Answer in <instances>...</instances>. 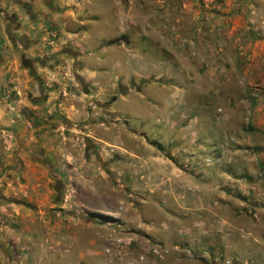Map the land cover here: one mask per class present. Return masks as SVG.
I'll return each mask as SVG.
<instances>
[{"label":"rangeland","instance_id":"rangeland-1","mask_svg":"<svg viewBox=\"0 0 264 264\" xmlns=\"http://www.w3.org/2000/svg\"><path fill=\"white\" fill-rule=\"evenodd\" d=\"M68 5L94 114L0 264H264V0Z\"/></svg>","mask_w":264,"mask_h":264},{"label":"crops","instance_id":"crops-1","mask_svg":"<svg viewBox=\"0 0 264 264\" xmlns=\"http://www.w3.org/2000/svg\"><path fill=\"white\" fill-rule=\"evenodd\" d=\"M70 1L0 0V197L7 202L0 213L6 216L29 202L49 203L55 168L71 156L66 143L78 144L81 110L94 114L87 101L93 97H84L91 91L81 81L84 68L75 67L81 51L72 42L79 32L66 28ZM117 41L112 36L99 45ZM68 90L74 101L66 100Z\"/></svg>","mask_w":264,"mask_h":264},{"label":"built area","instance_id":"built-area-1","mask_svg":"<svg viewBox=\"0 0 264 264\" xmlns=\"http://www.w3.org/2000/svg\"><path fill=\"white\" fill-rule=\"evenodd\" d=\"M50 35H51L52 38L56 39L58 33H57V31H51V32H50ZM4 96H5V98L9 99V98L11 97V90H9V89L5 90V92H4ZM10 106H11V105H10ZM9 109H10V108H9Z\"/></svg>","mask_w":264,"mask_h":264}]
</instances>
